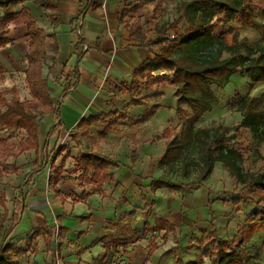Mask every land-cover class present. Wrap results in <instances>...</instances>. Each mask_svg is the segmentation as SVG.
<instances>
[{"label":"trees","instance_id":"obj_1","mask_svg":"<svg viewBox=\"0 0 264 264\" xmlns=\"http://www.w3.org/2000/svg\"><path fill=\"white\" fill-rule=\"evenodd\" d=\"M29 0H0L1 9L9 8L15 2H26ZM160 4L164 0H156ZM46 12H51L48 16L53 20L55 25L59 24V20L54 14L58 8L52 3V0H34ZM154 2V0H153ZM94 5L93 0H88L86 7ZM142 8L139 2L132 5L129 10H123L120 22L123 23L129 30L131 39L138 42V46L146 47L153 50V57L147 58L141 62L133 71L134 77L130 82L122 81L119 85H114V90L117 93H127L131 100L129 105L139 106L146 100V96H141L139 93L135 95L139 84H144L148 90H151L156 84L167 82L175 86L174 95L177 97L178 106L177 114L183 119L181 131L176 128L167 127L161 134V138H165L166 147L163 155L157 159L162 166L168 163L177 155L181 146L186 143L198 141L201 147L200 159L202 167L200 177L197 182L193 183H176L167 178L153 179L151 186L161 187L166 186L173 189H183L192 185H202L213 171L217 162L221 163L229 172V174L240 183H246L245 187H256L264 184V175L259 179H251L249 182L245 179L238 166L239 153L229 147L225 142L228 140L226 133L214 142H209L202 138L205 129L194 131L196 123L201 119L204 112L212 109L213 104L217 101L213 85L221 87L226 85L233 74L240 73L247 77L252 84H264V3L254 2L250 0L245 3L244 0H186L178 7L179 17L174 19L171 24L163 23L162 25L154 24L155 35L153 38L148 36V30L143 24L139 23L138 19L134 24L124 21L131 12L138 13ZM160 5L155 8L158 12ZM83 12L79 14L77 20H72V26L83 17ZM261 16L262 22H258L256 17ZM231 20H237L245 26L257 27L261 32L262 41L254 46L246 44V38H240L238 32H234L232 27L226 28V23ZM187 22L186 29L181 32L178 25L182 22ZM257 22L259 24H257ZM9 23L26 24L28 33L31 38L30 47L27 52L28 68L25 71L26 83L28 85L31 99L22 100L17 94L8 99L5 95L0 96V125L7 130L22 129L26 132V137L23 138L16 151L8 138L0 137V178L5 174V159L11 156H19L28 150H34L36 153V167L30 170L25 178L30 181L35 175L44 170L48 161L44 160L39 164V152L41 149V141L39 139L40 124L37 121L38 115L46 113H54L57 116V122L50 125L46 130V137L42 144V150H49L51 147L50 139L58 131L60 123L59 106H55L47 79L43 76V65L46 59L45 41L47 37L52 35L45 34V31L39 27L37 19L31 12L28 6H23L20 11L1 14L0 12V48L6 47L8 44H13L14 40L7 36L8 31L5 30ZM221 29L217 31L218 26ZM75 30V28H73ZM171 30H177L178 34L174 39H169ZM233 32V44H228L224 35ZM83 38L80 37L82 43ZM155 49V50H154ZM228 56L225 57L224 54ZM169 71L172 73H161V71ZM6 68L0 65V78L4 77ZM156 72V74H154ZM68 83L64 86L62 96L67 95ZM155 93L153 96H156ZM234 99L240 103V111H242V119L238 126L250 128L255 134L264 136V96H241L239 93L234 95ZM182 104H187L191 109V114L188 115L181 107ZM158 104L146 109L141 117V121H147L152 118L158 111ZM119 114L118 111L102 112L98 115H90L82 117L78 123V129H82L84 133L89 132V126L103 122V120L112 118ZM119 114L114 119L104 122L103 130L100 134L108 132L111 124L118 122ZM60 136V135H59ZM62 147L55 146L49 151L48 157L56 160L63 152ZM71 156L67 152L62 156L58 166L51 162L53 173L48 178V184L57 197L64 200L63 193L58 187V183L62 180V171L66 166L67 159ZM77 166L83 167V172L80 175L85 178L89 185L98 186L97 191H102L103 183L107 182L111 175L108 173L111 165H116L114 161L96 155L92 152L79 151L76 156ZM39 164V165H38ZM88 167L100 168L101 175L95 172L90 178L87 177ZM98 178L101 181H98ZM88 192L83 191L77 198L73 199L74 203L85 201L89 197ZM148 209L143 213L146 219L143 230L130 229L125 220H129L137 213V206L133 210L121 213L118 217L112 219L114 225L123 224V232L117 235H107L97 238L93 244L103 243L105 254L99 259L101 264H110V259L113 252L119 248L125 251L128 247L144 238L149 232L166 230L176 234L175 225L159 219L155 226H151L148 221L150 210L154 206V200H148L142 196ZM224 202H231L234 206L239 203L253 202L256 208L245 219V224L240 227L237 234L232 238H224L218 234L215 226V219L210 222L213 230H203L198 242L200 245L196 247L191 244L187 249H197L199 254L193 259L184 260L180 255H175L173 258L174 264H205V258L208 257L212 264H247L249 258L245 242L258 230H264V205L261 200L253 197H245L243 195H234L228 199H223ZM7 200L5 193L0 189V206L4 208V215L0 222V229L4 228L3 222L10 216V209L6 204ZM26 197L14 200L15 210H20L21 214L27 208ZM14 213L11 216L13 220L12 226L8 228L4 236L3 242L0 244V264H20L17 260L22 257L28 247L17 246L7 239L13 234L16 226L21 222L22 216ZM14 215V217H13ZM62 216H56L57 226L59 228L58 237L64 239L65 231L68 229L61 222ZM45 233L46 248L50 252L53 250L55 232L53 226L46 222L44 228H38L34 231V235ZM177 245L168 249L165 254H174L178 249V238L175 237ZM33 237L27 240L28 246L31 245ZM203 245H209L207 249H202ZM160 245L156 242V238L152 237L149 241V257L159 248ZM34 251L38 252V247H34ZM57 253L62 251V245L57 244ZM81 251L77 252L80 255Z\"/></svg>","mask_w":264,"mask_h":264},{"label":"crops","instance_id":"obj_2","mask_svg":"<svg viewBox=\"0 0 264 264\" xmlns=\"http://www.w3.org/2000/svg\"><path fill=\"white\" fill-rule=\"evenodd\" d=\"M249 1L246 0L245 3ZM253 1L264 3V0ZM87 2L88 0H52V3L58 8L55 13H52L59 20L58 25H55L53 20L47 16L51 12H46L34 1L15 2L5 9V13H10L20 11L24 5L28 6L37 19L39 27L45 31V34L52 35L47 37L45 41L46 59L43 65V76L48 81L54 105L59 106L58 114L62 124L58 127L57 133L53 135L57 138L62 137L65 131L68 136L77 133L78 123L82 117L108 112L114 108V102L119 103V101L127 100L126 96L129 95L125 92H116V95L114 85H119L122 81L130 82L134 77V69L145 59L153 57V50L138 46V42L131 39L128 28L120 22L123 10L131 8V6H125L124 0H93L94 5L86 7ZM81 12L84 13L83 17L72 26V20H77ZM132 13L125 17L124 21L134 24L130 21ZM79 27L80 33H78ZM5 30L8 31L7 36L12 38L14 43L0 48V65L6 68V64L11 61L13 56L19 59L24 57L22 60L24 63L21 65L24 66L25 74L28 68L27 52L31 42V38L27 35V25L9 23ZM235 32H242V29L237 27ZM81 36L83 38L82 43L80 42ZM67 83L68 92L63 97V88ZM156 92L161 94L150 100L161 105V107L152 118L145 121L144 126L149 132H142V135H145L147 139H152L145 143L139 141L137 139H140L141 134L138 132L130 140L129 138L117 140L108 153L100 155L116 163V165L109 167L108 173L111 178L103 183L102 193L93 191L88 187H81L82 192L86 190L90 193L89 197L85 201L73 202V199H77V194H79L73 188L78 187L75 182L85 181V178L80 176L85 165L77 166L75 159L78 153L76 155L71 153L72 159L75 161L74 171H65V166L62 171L63 178L58 183V187L63 192L64 200L57 197L52 191L51 199L54 201V206L52 209L50 206V209L56 213V216L60 214L62 223L68 227L64 239L67 236L70 240H74L79 245L74 251H81L80 255L76 253L80 257L74 255L77 258L76 264L92 263L94 259H100L104 256L105 249L102 242L93 244V241L106 235L108 231L105 228V223L118 217L121 213L131 211L137 206L136 215L125 220L124 223H127L132 229H144L146 219L143 217V213L148 207L142 198L143 195L148 200L155 202L148 218L151 226H155L159 219L175 225L176 234L166 232V230L160 231L163 234L173 235L172 244H175L174 246L177 245L175 237L178 238L180 247L188 246V243L191 242L192 230L197 227L196 222L199 221L202 225L203 221H207L206 219L212 216L210 207L213 203V195L221 197L224 195L222 191L226 190V185L233 186L235 184V178L223 168L221 163L217 162L211 174L203 180V183H207L206 185H200L196 188H181L182 191L180 192L178 189L166 186H151L153 179L165 178L163 168L157 159L165 151L167 140L161 138V134L169 126L170 120L167 117L159 120L158 116L164 110V105L168 103L164 102L165 99H169V95H174V86L163 82L155 85L149 94L152 95ZM172 99L174 103L175 97ZM54 115L55 120L51 122V125L57 122V116ZM154 121H157L155 127L152 126ZM41 135L42 133L39 132L40 141ZM108 139L110 137H107ZM50 148L52 149V147ZM92 153L100 154L97 151ZM217 168H221L222 171H217ZM45 169L30 181H48L52 173L46 179H43L42 175L39 176ZM88 169L87 177L89 178L95 172L99 176L102 174L100 168L88 167ZM24 181H27L26 178ZM98 181L101 179L98 178ZM44 200V198L41 199L38 204H43ZM200 204L203 205L202 210L199 209ZM219 206V211H214L216 218L218 217L217 213L220 214V211H224L223 206H225V211H231L234 207L230 202H220ZM30 209L27 206L21 214L22 218L26 215L29 221L34 220L39 228H44L46 222L50 223L48 219L50 209L45 210L47 206L35 212ZM30 212H32V216ZM69 220L75 221V224H69ZM184 235L187 239L185 242L182 240ZM168 249L159 247L149 257V244L144 243L142 239L128 247L126 255L131 264H162L164 260L161 256ZM193 252L200 253L197 249L190 250V259L197 255Z\"/></svg>","mask_w":264,"mask_h":264},{"label":"rangeland","instance_id":"obj_3","mask_svg":"<svg viewBox=\"0 0 264 264\" xmlns=\"http://www.w3.org/2000/svg\"><path fill=\"white\" fill-rule=\"evenodd\" d=\"M29 1L33 2L34 0ZM124 1L125 6L128 7L139 2L142 4V8L138 13H132V15H130V21L135 23L138 19V22L143 24L148 30V36L153 38L155 35L154 24L162 25L164 22L171 24L174 19L179 17L180 13L178 12V7L183 1L186 0H164L161 4L156 0H154V2L153 0ZM158 5H160V9L158 12H155V8ZM5 11V9H1L0 12L2 14L3 12L5 13ZM256 19L258 22H262L259 21L261 20V16H257ZM258 22L257 24H259ZM186 27L187 22L182 21L177 28L183 32ZM227 27H232L234 32L237 27H240L242 32L238 33L240 34V38L247 39V45L254 46L259 42H263L261 32L257 27L245 26L237 20L226 23V28ZM220 29L221 25L218 26L217 31ZM224 38L228 44H233V32L226 33ZM224 56L227 57L228 54L225 53ZM23 58L19 59L13 56L11 61L6 64V73H4L3 78H0V96L5 95L8 99H10L15 94H17L22 100L31 99L30 91L25 79L24 66L21 65L24 63V61H22L24 60ZM164 73L171 72L167 71ZM212 87L215 91L217 101L213 104L211 110L203 113L201 119L196 123L194 131L205 129L206 132H203L202 138L209 142H214L222 135V132L226 133L228 140L225 143L239 153L238 166L247 182H249L251 179L261 178V176L264 175V136H262L261 133L255 134L250 128L238 126V123L242 119L243 115L242 111L239 109L240 103L234 99V95L239 93L241 96H264V84H252V82L247 77L242 76L240 73H236L231 76L230 81L226 85L219 87L214 84ZM114 92L116 93L115 90ZM137 93H139L141 96L147 97V100L141 106L129 105L127 101L131 100L130 96H126L127 100L125 101H119V103L114 102V108L112 111H118L119 114H122V116L119 117L118 122L111 124L110 131L106 133L104 132V134H98L103 129L104 122L114 119L119 114L113 116L112 118L103 120V122H98L91 125L87 134L84 133L82 129H78V132L74 135L68 136L65 131L60 138L53 136L50 139L51 147H62L64 150L56 160H52V157H48L51 148L49 150H41L39 152V164H41L44 160L48 161L45 171L40 173L39 176L42 175L43 179H46L48 175L54 171V169L51 167V162H54V165L56 166L59 165L62 156L67 152L74 153L76 155L78 151L89 152L92 150V152L95 153L96 151L100 152V154L97 153L98 155H101L102 153L106 154L113 147L117 140L120 141L122 138H129L130 140L133 138V135L138 132H140L141 135L140 139L137 140L143 141L145 143L147 140L152 139H147L145 135H142L143 131L144 133L149 131L147 127L144 126L145 122L140 120V117L146 109H150L152 106L156 105L150 99L153 97L157 98L161 93L156 92V96H153L154 94H149L150 90H148L142 83L138 85L135 95H137ZM172 97H175L174 103ZM164 102L168 103L164 105V110L158 116L159 120L167 117L170 120L168 127L176 128L178 131H181L183 119L180 118L176 111L178 106L177 97L175 95H169V99L166 98ZM159 106L161 107V105ZM181 107L188 115L192 113L187 104H182ZM54 120L55 115L53 113L38 115L37 121L40 124V134H44L43 137L41 135L42 144L46 137V130L50 127L51 122ZM156 125L157 121H154L152 126L155 127ZM0 137L8 138L10 143L14 145V149L19 151L20 147H18V144L23 138L26 137V132L22 129L7 130L4 126L0 125ZM107 137H110V139L107 140ZM100 142H102V144H100ZM200 153L201 147L198 141L183 144L179 153L175 155L174 158L168 163L162 165L163 175L168 180L176 183L187 184L197 182L199 180L200 170L202 167ZM36 157L37 156L34 150H28L19 156H11L5 159L6 169L4 176L0 178V189L5 193L7 200L6 204L10 209V217L3 222L4 228L0 229V244L3 242L6 231L12 226V214L14 213V215H16L15 218L21 214L20 210H15V199L26 197L28 207L31 208L30 210L32 212H35L36 210L42 209L46 206L47 209L45 210L47 211L50 209V206L51 209L52 206H54V201L51 199L53 193L48 181H24L26 174L36 167ZM72 158L73 157L70 156L66 161L65 171L67 172L74 171L75 161ZM223 168L225 167L223 166ZM217 171H222V169L217 168ZM262 182L264 183V180ZM206 184V182H202V186ZM75 185H78L79 187H73L79 192L77 197L82 194L81 187H88L93 191H97L99 188L98 186L95 187L94 185L87 184L86 181H76ZM245 185L246 183L235 181L233 186L226 185V190L222 191V193L227 196L223 195L221 197H216L213 195V203L210 207V214L212 213V216L206 219V223L201 219V221H203L202 225L199 221L196 222L197 227L196 229L192 230L190 237L191 242H189L188 245L193 244L196 247L200 245L198 240L201 237L203 230H213L210 224L213 218L215 219L214 223L218 234L221 237L232 238L237 234L238 229L245 224V219L247 216L256 208L254 203L241 202L234 206L231 211H225V206H223L224 211H220V214L217 213V218L214 215V211H219L220 202L225 203L223 199H228L234 195L253 197L257 200H261L262 204L264 205V184L261 186L244 188ZM197 186L198 185H192L190 188H196ZM213 187L215 189L214 185ZM178 191L180 192L182 190L178 189ZM100 192L102 193L103 190ZM43 198L45 199L44 203L38 204V201ZM202 206V204L199 205L200 210H202ZM51 209L48 211V219L50 224L53 226V231L55 232L52 251L49 252L46 248L45 233L42 232L39 235H34V231L39 228L38 224H36L34 220L30 222L26 215L23 216L21 222L16 226L13 234L7 239V242H10L14 245L29 248L26 253L17 260L20 264H76L77 258H75L74 255H77V252H75L74 249L78 248L79 245H77L74 240L67 238V236L66 239H61L58 237L59 228L57 226L56 213H54ZM32 212H30L31 216L33 215ZM3 215L4 208L0 206V222L3 218ZM111 221L112 220L105 223V228L108 231L106 237H110V235H117L123 232V228H120V226L122 227L123 224L114 225ZM68 223L75 224V221L69 220ZM130 229L132 228L130 227ZM31 237H33V241L31 242V245L28 246L29 242H27V240ZM152 237L156 238V242L158 245H160V248L168 249L175 245L172 244L174 241L172 234H163V232L159 230L155 232H149L146 236H144V243L149 244V241ZM182 240L183 242L187 240L185 235L182 237ZM58 243L62 245V251L59 253L56 251ZM35 246L38 247V252L34 251ZM245 246L247 247V252L249 255L247 264H264V230H258L255 232L251 238L245 242ZM208 247L211 246L203 245L201 248L207 249ZM189 251L190 249H187V246H178V249L174 254L167 255L164 253L161 256L164 260L162 264H174L173 258L176 254L180 255L183 259H190ZM127 253L128 249L125 251L122 247L114 251L113 256L110 259V264H131L130 259L126 255ZM88 264L101 263L99 259H94L92 263ZM205 264H212L208 257L205 258Z\"/></svg>","mask_w":264,"mask_h":264},{"label":"built area","instance_id":"obj_4","mask_svg":"<svg viewBox=\"0 0 264 264\" xmlns=\"http://www.w3.org/2000/svg\"><path fill=\"white\" fill-rule=\"evenodd\" d=\"M78 33H80V27L78 28ZM178 34L177 30H171L169 33V39H174Z\"/></svg>","mask_w":264,"mask_h":264}]
</instances>
